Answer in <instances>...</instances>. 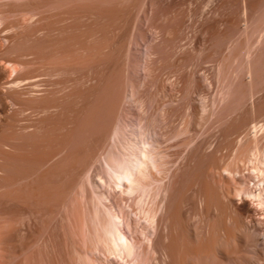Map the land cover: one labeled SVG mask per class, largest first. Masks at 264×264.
I'll use <instances>...</instances> for the list:
<instances>
[{
	"label": "rangeland",
	"instance_id": "1",
	"mask_svg": "<svg viewBox=\"0 0 264 264\" xmlns=\"http://www.w3.org/2000/svg\"><path fill=\"white\" fill-rule=\"evenodd\" d=\"M256 147L264 0H0V264H264Z\"/></svg>",
	"mask_w": 264,
	"mask_h": 264
},
{
	"label": "bare ground",
	"instance_id": "2",
	"mask_svg": "<svg viewBox=\"0 0 264 264\" xmlns=\"http://www.w3.org/2000/svg\"><path fill=\"white\" fill-rule=\"evenodd\" d=\"M143 149V148H142ZM142 149H140L141 151H142ZM143 150H146V149H143ZM141 151H139L138 150V152H141ZM147 152H148V150H147ZM137 153V152H136ZM142 153V152H141ZM141 153H138L139 155L141 154ZM137 154V155H138ZM143 154V153H142ZM145 154H146V152H145ZM147 154H149V152L147 153ZM134 156H136V154L134 155ZM143 156H145V155H143ZM148 156V155H147ZM252 156H253V159H254V161L252 162L253 164H256L253 168H254V171L256 172V174H257V177L256 178H258V180H256L255 182L256 183H258V181H259V176L261 177V179H260V181H259V183L258 184H256V183H253V186H254V184H255V187H253L252 185V187L254 188L253 190H250L252 187L251 186H249V187H251L250 189H249V191H246L245 189H242V192H243V190H245L246 192H244L245 193V196L247 197V199H250V198H252V197H264V163L263 162H260V160H262L263 159V157H264V154H262V158H261V156H260V150H259V148H255L254 149V151H253V153H252ZM258 157H260L261 159L260 160H258ZM135 157H133V160H132V163H133V161L136 159H134ZM137 158H139L140 160V162H141V160H142V158H140V157H137ZM145 158V159H144ZM146 158H149V157H143V160H145L144 161V163H146V164H148V166H149V162H150V160H149V162L146 160ZM129 160H131V159H129ZM143 160H142V162H143ZM121 161V160H120ZM138 160L136 159L134 162L136 163ZM138 161V162H139ZM252 161V160H251ZM122 162H124L123 160H122ZM141 162V163H142ZM148 162V163H147ZM117 163V162H116ZM125 163V162H124ZM129 162L127 161V166L128 165H130V166H128L129 168H126L127 166L125 165L124 166V164H123V167L126 169H124V171H123V167L121 168L122 169V171L120 170V167H121V162H120V164H117V166H119V167H117V168H119V169H115L114 167H113V169L112 170H116V172L118 173V170L119 171H121L122 173H119L118 174V176H117V174L114 172L113 174H114V176H116L115 178H116V185H118V187H126L125 185H124V183L126 184L127 182L129 183V184H127L128 186H127V188L130 190H128L129 192H133L134 193V188L135 187H133V186H136V182H133L135 179H133V178H131L132 176L133 177H135V175H133V172H135V171H133L134 169H138V170H143V167H142V165L144 166L145 164L144 163H140L141 164V167H139V165H137V164H135V163H133V164H135V165H131L132 163H131V161H130V163L131 164H128ZM126 164V163H125ZM151 165V164H150ZM116 166V165H115ZM132 166V167H131ZM146 166V165H145ZM144 166V167H145ZM141 168V169H140ZM145 170L147 169L146 167L144 168ZM111 170V171H112ZM145 170H143L144 172H145ZM251 171V170H250ZM254 171H252V172H254ZM139 173H141L140 171H138ZM136 173H137V171H136ZM136 173H134V174H136ZM143 173V172H142ZM116 174V175H115ZM145 173H143V175H144ZM249 174H251V173H249ZM255 174V175H256ZM137 175H138V173H137ZM142 175V174H141ZM142 175V176H143ZM253 175H254V173H253ZM139 176V175H138ZM113 177V176H112ZM140 178H142L141 176H139ZM139 177H138V179H139ZM144 177V176H143ZM255 177H254V179L253 180H255ZM135 178H137V177H135ZM131 179H133V180H131ZM137 179V181H139ZM114 180V179H113ZM144 180V179H143ZM143 180H140V181H143ZM132 183L133 184H135V185H133L132 186ZM140 183H142V182H139V185H140ZM249 183H251V182H249ZM143 184V183H142ZM141 184V185H142ZM137 185H138V182H137ZM140 185V186H141ZM144 186L145 185H147V184H143ZM249 185V184H248ZM143 186V187H144ZM142 187V188H143ZM121 188H119L120 190H121ZM123 188V189H124ZM126 188V189H127ZM142 188H138V190H141ZM145 188V187H144ZM126 189H124V190H126ZM137 189V187L135 188V193H136V190ZM248 190V189H247ZM128 191L126 192V193H128ZM142 191V190H141ZM122 192H123V190H122ZM241 191H239V193H240ZM133 193H131V194H133ZM129 194V193H128ZM123 195V194H122ZM254 206V205H253ZM255 207L259 210V209H261V211L263 210L264 211V207H261L260 205H259V203H257V204H255ZM255 208V209H256ZM111 212V211H110ZM145 212H147V211H145ZM152 212V211H151ZM117 215V214H116ZM116 215L114 216V215H111L110 217L112 218V216H114V217H116ZM150 215V214H149ZM107 216V215H106ZM145 216V215H144ZM148 216V215H147ZM118 217V216H117ZM116 217V219H114V218H112L113 219V221L111 220V218H110V221L111 222H114L115 223V221L117 220V222H116V224H114L113 223V225H115V226H113V227H115L116 228V231L114 230V229H112L113 227H112V224L111 225H109L108 224V227H110V229L111 230H113L112 232H111V230H110V232H108L107 231V233L110 235L111 234V236L109 237L108 236V234L106 233V235H107V238L108 239H111V240H109L108 241V239H106L107 241H108V244L110 243V242H112L111 244H109V246H107V248H108V250H109V253H108V255H110V253H112L113 255L112 256H114V258L116 257V256H118V257H116V259L117 258H121V260H122V258H127L126 260H128L129 259V262L127 261V262H125V263H127V264H143L142 262L140 263L139 261H140V258L138 259V257H139V255H140V257H141V254H143V251H144V249H142L143 251H142V253H140V254H138L137 255V252H136V250L135 249H137V247H138V245H137V247H135V246H133V244L131 243V241H129L128 239H127V236H125V234H123V233H121L120 231H118L119 230V227L122 225L121 224V222H120V220H121V218H117ZM136 217V216H135ZM150 218V217H149ZM105 219V218H104ZM125 219V218H124ZM152 220V219H151ZM122 221V223L124 222L123 220H121ZM110 222V223H111ZM152 222H154V221H152ZM151 222V223H152ZM99 223H100V221H99ZM103 224V223H102ZM124 224V223H123ZM126 224V223H125ZM125 224H124V226H125ZM128 224V223H127ZM126 224V225H127ZM130 224V223H129ZM128 224V226H130L131 227V225H129ZM99 225V224H98ZM104 225V224H103ZM120 225V226H119ZM152 225V224H151ZM106 226L104 225V228H105ZM127 227V226H126ZM103 228V227H102ZM128 229H129V227H128ZM103 230V229H102ZM120 230H121V228H120ZM122 230H123V228H122ZM121 230V231H122ZM136 230V229H135ZM104 231H106V229H104ZM112 234H113V236H112ZM133 234V233H132ZM105 236V235H104ZM101 238V237H100ZM129 238V237H128ZM104 240V239H103ZM102 240V241H103ZM106 243V242H105ZM112 245V246H111ZM112 248H111V247ZM111 250H110V249ZM107 250V251H108ZM138 250V249H137ZM111 251V252H110ZM138 251H140V250H138ZM107 253V252H106ZM139 253V252H138ZM143 256V255H142ZM115 260V259H114ZM131 261V262H130ZM141 261H142V259H141ZM145 264V263H144Z\"/></svg>",
	"mask_w": 264,
	"mask_h": 264
},
{
	"label": "clouds",
	"instance_id": "3",
	"mask_svg": "<svg viewBox=\"0 0 264 264\" xmlns=\"http://www.w3.org/2000/svg\"><path fill=\"white\" fill-rule=\"evenodd\" d=\"M246 199L245 193L241 192L238 194V198L239 201H241V198ZM248 201H250L251 206L259 203V205L261 207H264V197H252L250 199H247ZM256 244H255V250L259 247L264 248V233H257L256 236L254 237ZM247 239H246V243H247Z\"/></svg>",
	"mask_w": 264,
	"mask_h": 264
}]
</instances>
